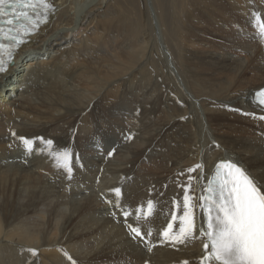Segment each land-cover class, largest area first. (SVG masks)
Segmentation results:
<instances>
[{
	"label": "bare ground",
	"instance_id": "obj_1",
	"mask_svg": "<svg viewBox=\"0 0 264 264\" xmlns=\"http://www.w3.org/2000/svg\"><path fill=\"white\" fill-rule=\"evenodd\" d=\"M109 1L55 0V14L0 75V116L12 108L17 135H44L54 147L63 148L97 131L111 134L110 124L116 126L119 117L116 110H130L129 116L124 113L128 121L129 117L133 120L130 150L114 156L100 185L113 176L115 182L141 162L146 166L141 179L151 185L166 182L176 189L172 199L182 198L178 184L186 182V169L202 163L208 173L221 159H231L264 181V120L245 115H264L253 101L254 91L264 86V50L248 33L249 29L256 31L259 23L253 13L264 19V0L175 1L181 9L178 16H183L178 17L174 10L171 17L178 33L176 41L181 44L176 56L181 66L177 79L164 66L149 70L137 64L152 48L151 62L156 56L165 65L161 59L164 52L156 43L157 19L151 21L150 0H144L150 15L144 25L127 21L123 13L107 17ZM154 3L157 12L162 10ZM162 13L155 17L167 36L169 21L164 10ZM197 46L211 50L197 51ZM61 47H66L80 66L62 62L65 51H59ZM233 50L244 56L236 58L230 54ZM31 54L49 60L46 65L34 60L40 70L35 73L34 91L19 88L17 95L13 87H19L22 74L17 75L15 68L25 65ZM177 80L183 81L184 91ZM205 122L212 137L205 131ZM156 144L161 152L147 156ZM5 151L0 138V158ZM43 169L53 171L52 176L39 175ZM63 184V171L54 170L44 156L23 157L18 164L0 163V264H24L33 258L30 248L37 250V263L34 259L31 264H69L72 260L81 264L110 260L115 264L113 261L122 259L129 264H181L183 260L194 264L202 253L200 239L164 252L165 244L156 240V250L149 254L150 259H144L118 225H110L103 213H97L99 204L91 194L95 186L82 192L75 188L77 195L83 193L82 198L61 204L54 190ZM25 197L29 198L26 203Z\"/></svg>",
	"mask_w": 264,
	"mask_h": 264
},
{
	"label": "snow or ice",
	"instance_id": "obj_2",
	"mask_svg": "<svg viewBox=\"0 0 264 264\" xmlns=\"http://www.w3.org/2000/svg\"><path fill=\"white\" fill-rule=\"evenodd\" d=\"M56 11L55 0H0V39L8 41L0 43V73L6 71L14 58V50L26 43L25 37L49 22ZM253 15L259 21V38L264 41V19L259 13ZM5 24L8 25L7 31ZM255 99L257 106L264 109V87L257 90ZM245 115L264 120V115ZM13 135H16L15 132ZM131 138V135L125 137ZM18 139L23 143L26 154L47 151L54 161V167L63 169L67 178H72L73 153L70 148L54 147L51 139L38 137L36 139L47 146L38 150L34 149L32 139L23 136ZM112 154V151L108 152V156ZM186 172V182L178 184L183 196L172 199L170 219L166 227L157 229L158 242L177 247L200 239L202 253L194 264H264V181L251 176L231 159H221L208 173L202 163L188 167ZM180 175H184V172ZM112 191L117 197L113 207L119 209L121 189ZM155 209L156 202L148 199L146 206H138L135 210L137 220L144 218L148 225L144 233L148 237H153ZM122 215L133 238L144 240L142 229L127 223L131 214L123 211ZM198 215L202 217L200 221L197 220ZM144 242L151 252L154 245L148 240ZM28 251L33 256L37 255L34 248ZM64 255L72 260L67 252ZM72 264H76V261L72 260ZM181 264H190V261L183 260Z\"/></svg>",
	"mask_w": 264,
	"mask_h": 264
},
{
	"label": "rangeland",
	"instance_id": "obj_3",
	"mask_svg": "<svg viewBox=\"0 0 264 264\" xmlns=\"http://www.w3.org/2000/svg\"><path fill=\"white\" fill-rule=\"evenodd\" d=\"M154 1H156V2H158V6L161 8L162 7V10L160 9V11L159 12H157L156 11V8L154 7L155 6V3H154ZM175 1H177V0H150V5L152 6V15H151V17H152V20L151 21H153V19H157V20H154L155 21V23H156V27H158L157 29H156V34H157V38H159L158 40H156V43L158 44V42L160 43L159 44V48H160V50H162V52H164V53H162L163 54V58H161V59H163L164 61H165V65L164 64H162V62H161V60L160 59H158L156 56H154L153 57V59H152V62H151V60H150V58H151V54H152V51H154L152 48H150L149 50V53L146 55V56H144V59L142 58L139 62H137V64H139L138 66L139 67H141V64H143V67L145 68H147V69H151L152 70V68L154 67V68H158V69H161V68H163V66H164V69L165 70H167L168 68H169V70L171 69V72H172V76L174 77V78H179V74L181 73V69L179 68V67H181L180 66V64L178 63V61L176 60V56H178V51H180V46H181V44L179 43V42H177L176 41V38H177V35H178V33L176 32V30H175V27H174V22H173V19L171 18L173 15V12H174V10H176V13H177V16H178V14H181L180 13V11H181V9L180 8H178V6H177V4H176V2ZM179 1V0H178ZM109 3V4H108ZM107 4H106V6L108 5V7H106L107 8V11H108V9H109V12H108V14H107V17H110V16H112V15H114V16H117V14H120V13H123L124 15H125V17H126V20L127 21H139L138 22V25H144L145 23H148L149 22V19H150V15H149V13H148V9H146L147 8V6L145 5V2H144V0H110L109 2H108ZM174 7H176V9L174 8ZM155 12H154V11ZM163 10H164V12L166 13V15H167V18H166V21L168 22V34H167V36H165L164 35V33H163V30H161L162 28L160 27L161 25H160V22H159V20H158V17H155V16H158V13H162L163 12ZM113 11V12H112ZM111 12V13H110ZM156 14V15H155ZM163 14V13H162ZM109 15V16H108ZM113 16V17H114ZM178 17H180V18H183V16H178ZM173 24V25H172ZM90 27H92V24H91V26ZM252 27V26H251ZM157 30H158V32H157ZM120 31L122 32V30L120 29ZM162 32V33H161ZM122 34H123V32H122ZM163 34V35H162ZM163 46V47H162ZM166 46V47H165ZM162 47V48H161ZM191 47V46H190ZM164 48V49H163ZM205 50V49H207V50H211V49H209L208 47H206V48H201L200 46H197V51H201V50ZM59 51H62V50H64L65 52H64V57H62L61 58V60H62V62H64V61H66V62H70L69 64L70 65H74V66H80V64H79V62H78V60L77 61H73L72 60V56L70 55V54H68V51H67V48L66 47H61L60 49H58ZM163 50H165V51H163ZM47 52H49V51H46V53ZM170 52V53H169ZM57 53H59V52H57ZM61 53V52H60ZM154 53H155V51H154ZM164 54H166V55H164ZM230 54L231 55H234L235 54V57L237 58V57H239V58H242L244 55H243V53H239L237 50L235 51V50H233L232 52H230ZM31 55H33V56H31V58L30 59H28V61L26 62V64L29 62V61H32V63L33 64H35L36 65V62L35 61H37V60H39V59H36V57H39L38 55H36V54H31ZM36 55V56H35ZM166 56V58H164ZM33 58V59H32ZM35 60V61H34ZM153 63V64H152ZM151 64V66H149ZM173 64V65H172ZM29 65V64H28ZM179 65V66H178ZM24 66V65H23ZM23 66H16V74L17 75H20L21 74V69H23L22 67ZM150 68H149V67ZM158 66H160V67H158ZM167 68V69H166ZM179 68V69H178ZM168 70V71H169ZM175 72V73H174ZM178 72V73H177ZM176 74H178V75H176ZM175 76H177V77H175ZM180 77H181V75H180ZM182 81V80H181ZM179 82V80H177V82H179L178 84H179V86H181V88L183 89V91L185 90V87H184V85H183V81L182 82ZM11 83H12V81H11ZM11 83L8 85V86H10L11 85ZM7 86V87H8ZM33 86H35L34 84H33ZM6 87V88H7ZM113 89H115V87H113ZM120 88H118V90H119ZM117 90V91H118ZM129 103H130V101L129 100H127V105L130 107V105H129ZM198 107V106H197ZM124 110H127V108H126V106H125V109ZM199 111H201V109H200V107H199ZM115 112V111H114ZM115 113H118V116L119 117H117L118 118V120L116 119L115 120V123H116V126L114 125V124H110L111 125V128H112V133L111 134H107V135H105V137H109L110 135H113V131H114V129H116V128H118L117 127V125L119 126V127H121V128H125L126 127V125H123L122 124V122H121V118L122 117H124L125 119H126V117L127 116H129V115H131L130 114V110L128 111V112H124V111H122V110H118V112H117V110H116V112ZM124 113H127L128 115L126 116ZM198 113V112H197ZM201 113H203V111H201ZM123 114V115H122ZM199 114V113H198ZM204 114V113H203ZM203 114H200L201 115V117H203L204 118V116H203ZM122 115V116H121ZM132 119V117H129V121H127L128 122V124H129V128H131V125L130 124H132L133 122V120H131ZM18 122H19V119L17 120ZM117 121V122H116ZM131 121V122H130ZM203 121H206L205 119L203 120ZM118 122H119V124H118ZM130 122V123H129ZM122 126H121V125ZM205 124H206V126H205V131H206V133H208V135L210 136V137H212V130H211V128L209 127V125L205 122ZM94 128H95V130L96 129H98V124L95 122L94 123ZM106 130V129H105ZM98 132V131H97ZM91 136H87V138L89 139ZM127 142H129V141H127ZM124 143L123 145H122V147L123 148H121V150H119L115 155H118L119 153H122V150L123 151H128V149L130 150V148L128 147L129 145H130V143L132 142V140H131V142H129V143ZM212 142H213V138H212ZM127 144V145H126ZM126 145V146H125ZM126 147V148H125ZM128 147V148H127ZM153 148H151L152 150H151V152L149 151L148 153H147V156H149V155H151V154H153V155H155V154H159L160 152H161V148H160V146L159 145H153L152 146ZM155 149V150H154ZM160 149V150H159ZM155 151V152H154ZM114 155V156H115ZM152 155V156H153ZM113 156V158H112V160H111V163L113 162V159L115 158ZM23 158V157H22ZM20 159V158H19ZM149 159V158H148ZM150 161H152L151 159H149ZM1 164H2V162H1ZM48 171V170H47ZM45 169H43V171H41V172H38V173H41V174H39V175H42V176H44L45 174H48V173H53V171L52 172H50V171H48L47 172ZM45 174H44V173ZM37 173V174H38ZM50 176H52V174L50 175ZM49 176V177H50ZM154 176H156V175H154ZM153 178H155V177H153ZM52 180L51 181H55L54 179L55 178H51ZM156 179V178H155ZM53 184H55V186H57L58 184H56V182L55 183H53ZM28 197H25V199H23V202L24 203H26L27 202V200L29 199H27ZM25 200H26V202H25ZM55 200V199H54ZM42 206V205H41ZM46 206H48V205H46ZM46 206H44L45 208H44V210H46ZM98 211H101V208H100V206H99V208H98ZM90 241V240H89ZM34 259H36V262L35 263H37V255H36V257L35 256H33V258H32V260H34Z\"/></svg>",
	"mask_w": 264,
	"mask_h": 264
}]
</instances>
